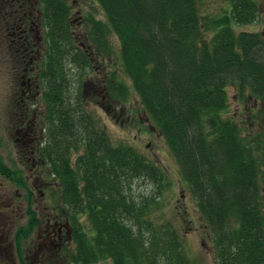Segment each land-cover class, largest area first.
I'll use <instances>...</instances> for the list:
<instances>
[{
	"label": "trees",
	"instance_id": "trees-1",
	"mask_svg": "<svg viewBox=\"0 0 264 264\" xmlns=\"http://www.w3.org/2000/svg\"><path fill=\"white\" fill-rule=\"evenodd\" d=\"M38 1L45 48L39 68L44 122L36 155L56 183L54 207L72 222L69 262L193 264L175 226L151 219L169 186L163 171L134 146L115 144L98 117L79 104L92 68L75 44L65 1ZM96 1L105 20L88 17L89 42L103 55L110 52L109 34L118 38L123 71L141 110L163 137L212 230L215 264H264L259 165L242 126L226 116L231 86L246 103L249 95L264 102L263 34L243 30L259 21L264 0H213L212 11L204 10L203 0ZM27 3L0 0L17 31L30 27ZM129 90L115 70L102 80L112 103L126 102ZM225 182L234 194L224 191ZM141 185L148 190L137 194ZM173 207L169 214L177 212ZM27 209L28 221L15 233L19 247L36 222Z\"/></svg>",
	"mask_w": 264,
	"mask_h": 264
},
{
	"label": "rangeland",
	"instance_id": "rangeland-1",
	"mask_svg": "<svg viewBox=\"0 0 264 264\" xmlns=\"http://www.w3.org/2000/svg\"><path fill=\"white\" fill-rule=\"evenodd\" d=\"M64 1L68 8L75 44L87 50L86 53L88 54L92 68V71L87 74V86L81 94L79 104L88 112L98 117L101 126L105 128L110 139L115 144L124 142L134 146L162 169L169 182V186L163 192V197L161 198L164 200L162 208L156 211L155 216L153 213L151 219L154 217L156 222H170L175 226L183 238L184 251L193 264H215L213 242L211 240L212 230H207L204 219L198 211L185 182L181 179L176 162L163 137L156 131L153 124L141 110L138 97L132 90L130 80L123 71L118 38L113 33H110L108 38L110 52L98 55L85 33L88 17L93 16L94 19L105 20L101 7L95 0ZM203 2L205 3L203 4L204 10L212 11L214 1L203 0ZM6 5L9 11H12L9 4ZM262 10H264L263 3ZM263 16V12H261L259 21L244 27L243 30L249 33L263 34L264 38ZM15 27L14 24H9L7 15L0 10V156L8 166V170L17 173L22 182L21 185H18L14 181L0 175V202L4 201V203H8L7 207L3 208V214L8 220V225L0 230V242L4 241L7 237L9 239L8 242H10L15 229L20 225L26 224L28 220L27 216L23 219L21 218L25 215L28 206L35 212L40 227L43 225L45 218L49 214H53L50 207L54 205V197L49 196L50 192L44 191V182L40 181L41 175L37 174L39 172L35 169L32 172L30 171L33 159L30 156V143L26 146L25 143L21 141L16 142L15 140V129L23 124L24 118L28 115H30L31 121L34 122L35 114L36 124L34 123L29 131L34 130L38 133L37 145H39L43 131L39 133L38 116L44 115L43 103L37 99V96L31 94L30 96L25 95V105L20 102L18 107H11L13 98L16 100H20L21 98L20 91L23 88L21 82L23 81L24 85L27 84L25 83L27 78L20 80L15 78L16 75L29 74L33 89L37 85L36 90L40 92V80L36 77V70L40 66L39 56H37V63H35L36 69H32L29 63L26 64L25 68H21V64L16 57L18 41L11 34L15 35ZM5 29L11 33L5 35L3 33ZM12 39H14L13 43H11ZM27 45L28 42H25V46ZM25 70L27 71L25 72ZM111 70H115L118 78L124 80L130 88L129 98L124 103H112L111 100L105 99V95L102 92V80L105 79ZM17 93L18 96H16ZM227 95V114L235 120L240 121L241 125H243V136L249 140L258 134H262V139L264 140V103L254 100L244 103L240 99L237 100L235 90L232 87L227 88ZM249 120L252 122L250 125L248 124ZM257 148H260V146L258 145ZM263 152L264 147L260 150V153L264 157ZM32 156L36 157L34 151ZM39 170L43 174V170ZM261 175L264 180V163ZM14 176L16 175L14 174ZM47 179V176L44 177V180ZM223 188L227 194H234L230 182H225ZM39 190H42L45 195L39 196ZM147 190L148 188L145 185H141L137 188L136 192L137 194H144ZM2 192H4V196H2ZM28 196H30V203L28 202ZM170 206H174L172 209L177 212L169 214L168 209ZM80 220L81 222L83 221L82 218ZM38 243L39 240L35 233L31 235L27 242L24 241L22 243L25 252L31 249V253L25 259V263L55 264L56 262L50 252H37ZM0 264L11 263L5 256H0ZM96 264L112 263L107 260Z\"/></svg>",
	"mask_w": 264,
	"mask_h": 264
},
{
	"label": "flooded vegetation",
	"instance_id": "flooded-vegetation-1",
	"mask_svg": "<svg viewBox=\"0 0 264 264\" xmlns=\"http://www.w3.org/2000/svg\"><path fill=\"white\" fill-rule=\"evenodd\" d=\"M21 62H24V60L22 59ZM27 92L31 93V90L28 89ZM33 124L34 123H30L28 121L27 125H22L21 128H16L14 131L16 134V142L21 141L22 143H25L26 146L30 143L31 150L34 148V144L38 143V133L34 130L29 131ZM39 133H41V130ZM31 150L30 156H32L33 153ZM32 158V167H30L31 172L33 169H38L36 166L38 161H36L33 156ZM39 173L37 174L40 175ZM40 181H42L41 178ZM46 184L50 189L55 187L52 182H48ZM38 193L39 196H44V192L42 190H39ZM4 195V192H2V196ZM0 204V206H2V208H0V230H2L8 225V220L3 214V208L7 207L8 203L1 201ZM51 212L53 214H49L45 218L43 225L37 228L35 231V234L39 240V243L37 244L38 253L43 251L51 252L52 254H58L63 249L68 248L72 244L73 228L69 218L64 214L59 215L55 210H52ZM8 241L9 239L7 237L4 241L0 242V256H5L11 264H20L21 260H25V255L28 252L31 253V249H28L27 252H25L24 246L19 247L14 240L10 242Z\"/></svg>",
	"mask_w": 264,
	"mask_h": 264
}]
</instances>
